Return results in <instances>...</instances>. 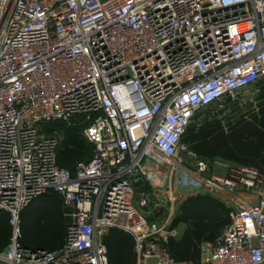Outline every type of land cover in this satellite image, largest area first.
I'll use <instances>...</instances> for the list:
<instances>
[{
	"label": "built area",
	"instance_id": "built-area-1",
	"mask_svg": "<svg viewBox=\"0 0 264 264\" xmlns=\"http://www.w3.org/2000/svg\"><path fill=\"white\" fill-rule=\"evenodd\" d=\"M262 80L264 0H0V212L13 227L0 264H108L109 229L133 237L135 264H177L171 225L196 195L230 210L199 264H264V176L183 142L200 112ZM78 117L92 155L71 172L59 127ZM52 193L64 244L21 246L20 212Z\"/></svg>",
	"mask_w": 264,
	"mask_h": 264
},
{
	"label": "trees",
	"instance_id": "trees-1",
	"mask_svg": "<svg viewBox=\"0 0 264 264\" xmlns=\"http://www.w3.org/2000/svg\"><path fill=\"white\" fill-rule=\"evenodd\" d=\"M255 87L260 102L257 113L229 124L227 129L214 121H206L199 127L191 125L183 138L188 149L210 163L223 160L249 166L264 176V80ZM59 130L62 140L56 154L57 164L72 172L78 162L90 160L92 147L81 134L65 126H60ZM47 197L52 213L44 220L47 229L42 232V239L27 238L21 233L24 217L29 218L25 213L31 204L18 216L19 243L25 248L52 252L64 244L67 220L61 200L53 193ZM229 212L226 204L208 195L186 198L171 225L172 230L184 227L179 236L170 238L168 242L169 254L174 262L199 264L201 246L215 244L230 222ZM12 236L10 214L0 212V252L9 245ZM102 243L107 250L108 264H135V242L128 233L109 229L102 237Z\"/></svg>",
	"mask_w": 264,
	"mask_h": 264
},
{
	"label": "rangeland",
	"instance_id": "rangeland-1",
	"mask_svg": "<svg viewBox=\"0 0 264 264\" xmlns=\"http://www.w3.org/2000/svg\"><path fill=\"white\" fill-rule=\"evenodd\" d=\"M255 96H256V89L255 87H252L245 93V95H243V98H241L238 102H235L229 105L225 103L224 107H222L221 109L214 108V109H209L204 112H200L196 116L195 123L192 125L199 127L203 125L206 121L207 122L216 121L220 124L221 127H225L226 125L230 123V121L232 122L234 120L233 118L237 119L245 115L246 117H248V114H250L251 111L253 110V106L255 102V101L253 102V100ZM83 119L84 118H80V117L72 119L71 124L73 126L71 128V131L81 134L83 128L88 125V123L82 124ZM48 128L54 129L55 125H51ZM47 198H48L47 196H44V197H40L34 200L31 203L30 207L27 209L25 216L27 215L29 216V218L24 217L23 219V224L21 228L22 236H25L27 238L33 237V238H36V240L42 239L41 237L42 232H44L45 229H47V224L44 222V220L47 217H49V215L51 216V213H52V211H50L51 204L49 203V200ZM138 199H139V196L136 194L134 198V202H135L134 205L137 208V210L142 215H144V210L139 209L137 206ZM183 229L184 227L182 226H180L177 229L176 231L177 236L181 234ZM211 246L212 245H207V244H204L201 246L202 256L203 255L204 257L206 256Z\"/></svg>",
	"mask_w": 264,
	"mask_h": 264
},
{
	"label": "crops",
	"instance_id": "crops-1",
	"mask_svg": "<svg viewBox=\"0 0 264 264\" xmlns=\"http://www.w3.org/2000/svg\"><path fill=\"white\" fill-rule=\"evenodd\" d=\"M255 87V86H254ZM255 89H256V87H255ZM255 101V102H254ZM253 102H254V106H253V110L251 111V113H257V111H258V105L260 104V102L258 101V96H257V90H256V96H255V98H254V100H253ZM250 113V114H251ZM250 114H248V117H249V115ZM248 117H246V115L245 116H242V117H239V118H233L234 120L231 122L230 121V123L229 124H232V123H234V122H236L237 120H239V119H241V118H245V119H248ZM216 122V121H215ZM228 124V125H229ZM228 125H226L225 127H222L223 129H227V126ZM221 161V160H220ZM46 196H48V195H46Z\"/></svg>",
	"mask_w": 264,
	"mask_h": 264
},
{
	"label": "water",
	"instance_id": "water-1",
	"mask_svg": "<svg viewBox=\"0 0 264 264\" xmlns=\"http://www.w3.org/2000/svg\"><path fill=\"white\" fill-rule=\"evenodd\" d=\"M221 162H224L223 160H221Z\"/></svg>",
	"mask_w": 264,
	"mask_h": 264
}]
</instances>
